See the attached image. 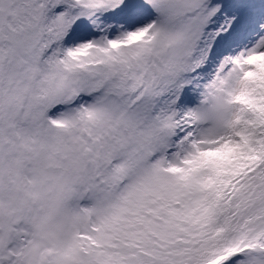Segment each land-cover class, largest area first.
<instances>
[{
	"label": "snow or ice",
	"instance_id": "1",
	"mask_svg": "<svg viewBox=\"0 0 264 264\" xmlns=\"http://www.w3.org/2000/svg\"><path fill=\"white\" fill-rule=\"evenodd\" d=\"M0 264H264V0H0Z\"/></svg>",
	"mask_w": 264,
	"mask_h": 264
}]
</instances>
